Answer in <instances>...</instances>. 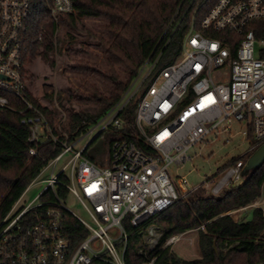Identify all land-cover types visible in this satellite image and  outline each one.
<instances>
[{
	"label": "built area",
	"instance_id": "obj_1",
	"mask_svg": "<svg viewBox=\"0 0 264 264\" xmlns=\"http://www.w3.org/2000/svg\"><path fill=\"white\" fill-rule=\"evenodd\" d=\"M34 1L0 0V92L18 99L24 109H14L4 96H0V108L30 114L21 120L28 129L29 144L50 138L62 151L47 163L0 221V264H124L129 242L126 227L142 229L138 233L141 235L153 225L147 224L153 217L189 193L186 179L178 177L174 182L168 168L189 161L190 148L202 143L223 122L244 123L238 135L250 139L252 153L264 145V37L258 36L264 35V26L254 25L264 21V0H216L201 19L199 29L194 21L198 5L178 60L155 74L158 57L153 62L146 61L121 100L72 144L67 143L64 133V140L52 134L46 117L24 95L25 33ZM47 5L56 24L60 15L73 11L71 0H52ZM57 33L58 29L54 38ZM38 40L42 41V33ZM135 97L138 103L134 124L150 152L140 151L119 135L109 145L107 166L99 167L85 158L82 152L96 135L125 126L119 116ZM53 102L63 122L65 114L56 95ZM231 138L229 133L226 143ZM82 140L86 146L74 150ZM29 154L36 152L31 148ZM68 154V162L55 173L56 165ZM245 165L243 160L227 165L226 174L210 194L217 196L229 186L242 184ZM48 169L52 170L41 181L43 189L30 203L20 206L29 187ZM61 175L67 177V183L61 181ZM59 185L79 201L88 223L58 198ZM48 194L54 200H45ZM65 213L88 231V236L74 248L65 236ZM173 240L174 237L168 244ZM155 260V256H146L140 264H154Z\"/></svg>",
	"mask_w": 264,
	"mask_h": 264
},
{
	"label": "trees",
	"instance_id": "obj_2",
	"mask_svg": "<svg viewBox=\"0 0 264 264\" xmlns=\"http://www.w3.org/2000/svg\"><path fill=\"white\" fill-rule=\"evenodd\" d=\"M47 2L35 0L32 4L23 63L29 55L31 61L39 58L44 65L52 67L54 33L56 29L62 30L61 38L56 35L57 44L59 48L67 47L64 52L70 66L66 94L58 95L56 102L65 114L64 121L61 122L62 115L56 109L41 106L27 89L24 95L46 117L52 134L64 140L61 136L64 133L67 143L72 144L121 100L146 61L153 62L158 57L154 74L175 63L194 10L200 5L194 17L195 27L199 29L201 19L216 0H71L73 11L60 15L57 24L48 12L47 4L51 1ZM254 25L263 27L264 21L254 22ZM39 33H42V41L38 40ZM82 37L89 39V43H82ZM73 46L80 49H72ZM235 47L233 45V49ZM0 96L6 97L14 109H24L15 97L2 92ZM46 96L52 99V95ZM137 103L138 97L120 114V120L125 123L122 129L106 131L122 135L140 151L149 153L150 148L141 140L134 124ZM28 115L0 108V221L47 163L62 151L50 138L29 144L28 129L21 124L22 118ZM247 131L250 137V129ZM31 148L35 155L29 154ZM86 149L82 152L85 158ZM239 160L243 157L231 159L226 166ZM60 179L64 184L68 182L65 175ZM263 183L264 164L244 173L242 184L229 186L220 195H206L201 187L188 193L147 223L161 229L163 235L152 251L145 249L144 255L139 253V247L147 228L139 235L142 229L126 227L129 242L124 264H140L146 256H155L154 264H264L262 210L251 209L250 220L235 221L230 216L255 203L261 196ZM56 193L59 199H66L67 191L63 186H57ZM44 199L54 200L50 194ZM63 225L73 248L88 236L84 226L68 213L64 215ZM193 230L198 231L199 259L186 261L168 247L158 249L170 234ZM91 264L109 263L94 261Z\"/></svg>",
	"mask_w": 264,
	"mask_h": 264
},
{
	"label": "rangeland",
	"instance_id": "obj_3",
	"mask_svg": "<svg viewBox=\"0 0 264 264\" xmlns=\"http://www.w3.org/2000/svg\"><path fill=\"white\" fill-rule=\"evenodd\" d=\"M86 22L88 21L86 20ZM63 34L64 33L61 29L58 30L57 35L59 38H61ZM58 36L53 38L54 53L51 57L54 64L52 67L44 65L39 58H35L31 61L29 59V55L26 56L23 67V79L27 90L41 106L53 110L55 109L53 102L54 95H56V97L58 95L62 97L66 94L68 88V69L70 66V63L66 58L67 52H64L67 47L64 45L62 48H59L60 46L57 44L56 39ZM81 42L89 43V39L82 37ZM71 48L80 49L78 46H73ZM46 94L52 95V99L48 98ZM243 125L244 123L239 124L235 122H232L231 124L223 122L220 124L217 131H212L205 137L202 143L196 144L188 150L187 156L190 158L189 161L181 166L172 165L168 168V175L170 178L175 182L178 177H184L187 182V190L189 193L198 187H201L205 191L206 195H211V190L226 174V164L231 159L240 157H243V160L246 162L252 154L250 151L252 147L249 141L250 139L248 138L247 140L241 135H238V132L241 131V127ZM229 133L232 135V138L228 143H226V140L229 139ZM117 139H119V134L112 131L104 132L86 149L85 153L87 159L92 160V162L99 167L107 166L109 160V145L112 141ZM85 146L86 141L82 140L74 146V150L83 149ZM70 157V154L66 155L56 165L55 173L68 162ZM51 170L52 169H48L44 172L36 184L29 187V190L22 199L20 206L27 205L39 194L44 187V183H41V181L46 180L50 176ZM68 172L69 169L66 170V173ZM235 186H238V184ZM64 203L72 213L85 222H89L86 212L76 198L72 195H67ZM252 205L254 206L246 211H242L241 213H236V211L232 212L231 217L235 221L250 220L251 209L253 208H261L264 215V183L261 189L260 198ZM162 235L163 231L159 229L156 238L157 245L161 241ZM173 237L175 240H173L171 244H168V241ZM97 245L98 244H96V246ZM140 247L141 249H149V241L143 238V242ZM167 247L173 254L183 260L192 261L199 259L200 250L198 246V231L193 230L185 233L170 234L169 237L164 239V242L158 247V249L163 250Z\"/></svg>",
	"mask_w": 264,
	"mask_h": 264
},
{
	"label": "water",
	"instance_id": "obj_4",
	"mask_svg": "<svg viewBox=\"0 0 264 264\" xmlns=\"http://www.w3.org/2000/svg\"><path fill=\"white\" fill-rule=\"evenodd\" d=\"M96 135L94 139L97 138ZM264 164V145L258 148L254 153L250 155V157L246 161V165L242 171V175L248 171L258 169ZM214 250H215V243H214Z\"/></svg>",
	"mask_w": 264,
	"mask_h": 264
},
{
	"label": "bare ground",
	"instance_id": "obj_5",
	"mask_svg": "<svg viewBox=\"0 0 264 264\" xmlns=\"http://www.w3.org/2000/svg\"><path fill=\"white\" fill-rule=\"evenodd\" d=\"M159 228L156 227L155 225H151L149 227H147L146 229V234L143 238H145V240L149 241V249H146L147 252L152 251L156 246H157V232H158ZM139 253L140 254H145V249H141V247H139Z\"/></svg>",
	"mask_w": 264,
	"mask_h": 264
},
{
	"label": "crops",
	"instance_id": "obj_6",
	"mask_svg": "<svg viewBox=\"0 0 264 264\" xmlns=\"http://www.w3.org/2000/svg\"><path fill=\"white\" fill-rule=\"evenodd\" d=\"M251 207H253V205H251L250 207H247V208H244V209H241V210H238V211H236V213H241L242 211H246L247 209H249V208H251ZM230 216H231V213H230Z\"/></svg>",
	"mask_w": 264,
	"mask_h": 264
}]
</instances>
